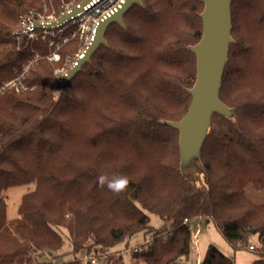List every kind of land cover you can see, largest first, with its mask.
I'll return each instance as SVG.
<instances>
[{
	"label": "trees",
	"instance_id": "trees-1",
	"mask_svg": "<svg viewBox=\"0 0 264 264\" xmlns=\"http://www.w3.org/2000/svg\"><path fill=\"white\" fill-rule=\"evenodd\" d=\"M140 1L124 14V28L108 26L106 44L54 98V68L72 58L76 43L63 45L53 66L50 38L39 35L31 44L13 35L22 15L42 12L41 1L0 0V84L39 55L27 78L34 89L0 95V264L56 253L60 228L69 233L73 256L188 264L193 219L214 222L234 249L253 246L251 264H264V201L247 195L249 186L264 189V0L231 4L235 41L220 99L234 109L235 122L212 117L201 150L209 190H195L182 177L179 132L160 123L179 121L190 106L196 57L188 47L201 38L204 4ZM100 175L126 176L127 190L114 194L100 186ZM30 183L35 188L22 196L18 217L8 220L4 191ZM149 214L162 224L153 227ZM137 233L148 237L130 246ZM199 264L235 261L211 245Z\"/></svg>",
	"mask_w": 264,
	"mask_h": 264
},
{
	"label": "water",
	"instance_id": "water-1",
	"mask_svg": "<svg viewBox=\"0 0 264 264\" xmlns=\"http://www.w3.org/2000/svg\"><path fill=\"white\" fill-rule=\"evenodd\" d=\"M89 0H83L85 5ZM204 8L200 17L203 28L200 40L188 49L196 57V77L193 86L188 89L192 100L188 111L179 121L161 120V124L179 132L178 146L180 153L179 170L182 177L195 190H209L208 175L201 160V150L211 129V120L215 113L235 122L234 109L220 99V89L224 70L228 63L229 46L232 38L231 4L233 0H201ZM142 6L140 0H125L111 16L100 20L95 34L82 57L62 74L56 81L53 97L61 96L65 85L80 71L83 64L90 61L97 48L106 44L105 33L108 26L116 23L125 27L123 16L134 5ZM79 11L74 7L70 13L62 16L67 20ZM199 185V186H198Z\"/></svg>",
	"mask_w": 264,
	"mask_h": 264
},
{
	"label": "rangeland",
	"instance_id": "rangeland-1",
	"mask_svg": "<svg viewBox=\"0 0 264 264\" xmlns=\"http://www.w3.org/2000/svg\"><path fill=\"white\" fill-rule=\"evenodd\" d=\"M40 1L42 3V12H38V13L44 15H56L58 11L65 9L68 6H73L82 0H58L57 2L54 0H40ZM59 2L61 3L60 9L59 10L54 9L53 5L56 3L59 4ZM231 20H232V14H231ZM57 35H58L56 36L57 38L60 35H63L64 39L62 38L61 40L62 43L60 44L59 49L55 51V49L53 48V51L51 52V55L56 54L59 57L57 61L49 60V62L52 65L59 63L61 59L59 50L63 45H67L68 43L73 41L76 43V47H75L76 49L74 51V54L72 55V58H68V61L66 63H63L61 66L53 65L55 66L54 76L56 77V81L63 73L68 71L73 60H75L78 54H80L82 50L85 48L86 46L85 40L87 37L85 35L84 36L81 35L77 31L75 25L70 26L60 34L57 33ZM232 38L235 41L233 36ZM34 188H35V183H30L19 186H13L4 191V195L6 197V206H7L6 217L8 220H13L18 217L17 210L19 204L21 203L22 196L25 193L32 191ZM247 195L254 201L257 202L264 201V189L256 190L249 186L247 189ZM149 217H150V224L153 227H158L162 224V221L157 215L149 214ZM190 229L192 236L195 234V239L192 237L190 259L188 261V264H194V262H196L197 257L201 259L205 255L209 246L211 245L217 247L223 254L233 258L235 264H251L257 258L255 251H251L247 247L239 248V249L232 248V246L220 233V231L216 228L214 222L212 221L206 222L205 220H201V219H193L190 224ZM59 232L63 238V246L61 247V249H59L56 253H47V252L35 253L31 264H63L64 262H67L71 259H79V258L83 259V254H81V252L77 254L78 256H73V254H71L70 236L68 231L63 228H60ZM145 237H148V235L147 234L144 235L143 233H137L129 239L128 241L129 245L132 246L137 243H140L143 239H145ZM254 240L255 237L253 238V241ZM120 248H124V244H121L116 247V249H120ZM113 259H115V257ZM101 262L104 264L105 260H101Z\"/></svg>",
	"mask_w": 264,
	"mask_h": 264
},
{
	"label": "built area",
	"instance_id": "built-area-1",
	"mask_svg": "<svg viewBox=\"0 0 264 264\" xmlns=\"http://www.w3.org/2000/svg\"><path fill=\"white\" fill-rule=\"evenodd\" d=\"M82 1L58 11L56 15H44L32 11L24 14L20 17L18 27L13 31V35L17 40L25 39L27 43L31 44L38 39L39 35H41L43 40L50 38L48 39L49 45L53 46L56 51L62 43V38L64 39L63 35L57 38V33L60 34L65 29L75 25L81 35L87 36L85 40L86 48L95 34L98 22L114 14L125 0H103L99 4H96V0H89L83 6L81 5ZM74 7H78L79 11L67 20L60 21L61 17L70 13ZM85 48L73 60L70 67L75 64L78 57L83 56ZM58 59L59 57L56 54L48 56V60L50 61H57ZM38 60L39 55L34 56L16 72L13 78L2 82L0 84V95L6 92L22 93L32 91L35 86L28 84L27 78ZM184 223H187V219L184 220ZM192 237L195 239V234ZM136 248L137 246H133L132 250H136ZM248 249L254 251L253 246H250ZM83 259L89 260L91 264H103L101 262L103 258L101 257L83 256ZM199 262L198 258L197 263L199 264Z\"/></svg>",
	"mask_w": 264,
	"mask_h": 264
},
{
	"label": "clouds",
	"instance_id": "clouds-1",
	"mask_svg": "<svg viewBox=\"0 0 264 264\" xmlns=\"http://www.w3.org/2000/svg\"><path fill=\"white\" fill-rule=\"evenodd\" d=\"M98 183L102 187H107V189L116 195L127 190L129 185V180L126 176H119L109 179L107 175H100L98 177Z\"/></svg>",
	"mask_w": 264,
	"mask_h": 264
},
{
	"label": "bare ground",
	"instance_id": "bare-ground-1",
	"mask_svg": "<svg viewBox=\"0 0 264 264\" xmlns=\"http://www.w3.org/2000/svg\"><path fill=\"white\" fill-rule=\"evenodd\" d=\"M103 0H96L95 2H96V4H99V3H101Z\"/></svg>",
	"mask_w": 264,
	"mask_h": 264
},
{
	"label": "crops",
	"instance_id": "crops-1",
	"mask_svg": "<svg viewBox=\"0 0 264 264\" xmlns=\"http://www.w3.org/2000/svg\"><path fill=\"white\" fill-rule=\"evenodd\" d=\"M197 259H198V257H197ZM197 259H196V264H198V263H197ZM199 261H200V258H199Z\"/></svg>",
	"mask_w": 264,
	"mask_h": 264
}]
</instances>
